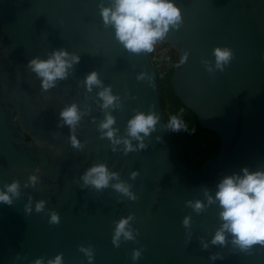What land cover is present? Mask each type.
<instances>
[{
  "label": "water",
  "instance_id": "95a60500",
  "mask_svg": "<svg viewBox=\"0 0 264 264\" xmlns=\"http://www.w3.org/2000/svg\"><path fill=\"white\" fill-rule=\"evenodd\" d=\"M173 2L182 21L162 39L179 55L173 93L220 140L218 154L199 169L173 142L159 58L129 51L105 25L101 6L114 0H0V191L19 182L20 193H9L10 205L0 202V264H48L61 254L63 264H90L81 246L92 250L91 264H264V245L242 250L227 231L225 244L212 243L225 222L219 201L209 204L205 195L215 198L219 183L245 168L264 171V0ZM216 48L232 53L223 70ZM56 51L80 59L44 90L29 63ZM92 72L102 83L89 91ZM106 88L118 98L115 107H102ZM73 104L81 113L74 130L61 116ZM138 113L160 117L142 141L128 135ZM108 114L115 138L130 140L133 151L103 135ZM101 164L119 178L97 190L83 176ZM121 182L135 200L112 187ZM40 201L45 207L37 212ZM189 201H201L203 211ZM52 212L58 224L50 223ZM129 216L134 239L121 236L117 247V223ZM136 250L141 256L133 260Z\"/></svg>",
  "mask_w": 264,
  "mask_h": 264
},
{
  "label": "clouds",
  "instance_id": "9594fccd",
  "mask_svg": "<svg viewBox=\"0 0 264 264\" xmlns=\"http://www.w3.org/2000/svg\"><path fill=\"white\" fill-rule=\"evenodd\" d=\"M101 16L106 26H114L117 39L131 52L139 53L141 51L151 52L157 41L162 40L171 26L179 27L182 21L181 9L177 7L173 0H114L113 7L101 6ZM216 67L223 70L231 58V51L227 48L215 49ZM79 57L71 55L67 51H56L49 59H33L29 63L32 71L42 78V87L48 90L55 86L58 79H65L68 75V69L74 62H79ZM211 70V69H210ZM96 72H92L86 78L88 90L91 91L94 85H101ZM103 99V108L115 107V101L118 99L111 93V88H106L99 93ZM61 116L66 124L73 130L81 119V113L77 105L73 104L61 112ZM160 117L155 113H138L128 124V135L134 139L143 140L144 136L149 135L155 130ZM115 118L108 114L106 120L100 124V129L107 130L103 135L113 140V144L123 143L125 153L133 151L134 147L130 140L115 138L116 130L113 129ZM168 127L172 131H179L184 128V122L177 115H172ZM74 147H80V142L75 135L71 137ZM143 143L140 148H144ZM115 151L116 149L113 148ZM243 176L225 177L218 185V191L215 198L208 195V203L213 204L219 201L223 211L220 218L225 222L223 227L218 230L212 240L213 244H225V232L233 234V243L242 250H247L253 245H264V171L249 172L247 168L243 170ZM133 178L137 173H133ZM118 179V174L109 172L106 165H97L90 168L83 176L85 184L93 185L97 190L107 187L112 179ZM31 183H36L37 177L30 178ZM117 191L128 195L135 200L136 197L130 191V186L125 183L112 185ZM19 196V182H13L7 185V192L0 191V202L12 203L9 195ZM189 206L193 207L198 213L203 211L205 205L201 201L195 203L189 201ZM45 202L40 201L36 204V211L44 210ZM28 211H31L29 207ZM131 216L121 219L116 226L113 244L119 247L120 238L123 236L126 240L134 239L133 232L129 230V221ZM60 217L56 212L51 213L50 223L58 224ZM185 227L190 225V218L183 221ZM208 247L207 244L204 245ZM84 252L90 261L94 259L90 248L80 249ZM141 256L139 250L134 251L133 260H138ZM216 257H213L215 259ZM35 264H44L43 259H38ZM48 264H63V255H58L54 260H49Z\"/></svg>",
  "mask_w": 264,
  "mask_h": 264
},
{
  "label": "flooded vegetation",
  "instance_id": "af4514ba",
  "mask_svg": "<svg viewBox=\"0 0 264 264\" xmlns=\"http://www.w3.org/2000/svg\"><path fill=\"white\" fill-rule=\"evenodd\" d=\"M153 51H154L153 52L154 57L159 58L161 62L159 66L160 76H164L170 71L174 72L178 68L179 55L173 46L163 49L157 55H156V51L154 48H153ZM163 65L165 67L164 70L162 67ZM167 85H171V84L167 83ZM173 110L175 109H170V113L172 114L169 115V110L167 108L169 120L172 115H177L176 113L173 114ZM183 122L185 125L184 128L180 129L179 131H171L173 142L178 148L179 156L183 160H185L188 164L193 165L196 169H199L207 159L214 157V156H211L209 152L205 151V148H204L205 143L201 142V143L196 144L191 139L189 132H188L187 121H183Z\"/></svg>",
  "mask_w": 264,
  "mask_h": 264
},
{
  "label": "trees",
  "instance_id": "16d2710c",
  "mask_svg": "<svg viewBox=\"0 0 264 264\" xmlns=\"http://www.w3.org/2000/svg\"><path fill=\"white\" fill-rule=\"evenodd\" d=\"M152 52L154 51L152 50ZM172 72L170 71L166 75L160 76L163 98L169 110V115L172 114L170 113V109H175L173 110V114L176 113L182 121H187L191 139L196 144L201 142L205 143V151L209 152L211 156H216L220 148L219 136L214 131L202 129L197 122L195 114L174 95L172 86L167 85V83H170Z\"/></svg>",
  "mask_w": 264,
  "mask_h": 264
},
{
  "label": "rangeland",
  "instance_id": "374dc122",
  "mask_svg": "<svg viewBox=\"0 0 264 264\" xmlns=\"http://www.w3.org/2000/svg\"><path fill=\"white\" fill-rule=\"evenodd\" d=\"M171 47L170 44L164 42L163 40L157 41L154 45V49L156 51V55L159 54L163 49ZM163 70L165 69L164 65L162 66Z\"/></svg>",
  "mask_w": 264,
  "mask_h": 264
}]
</instances>
